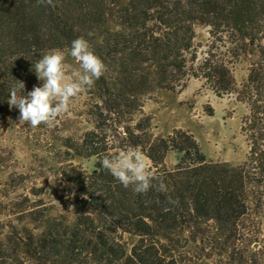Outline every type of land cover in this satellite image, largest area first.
<instances>
[{"label": "trees", "instance_id": "obj_1", "mask_svg": "<svg viewBox=\"0 0 264 264\" xmlns=\"http://www.w3.org/2000/svg\"><path fill=\"white\" fill-rule=\"evenodd\" d=\"M53 5L0 0V124L16 116L7 104L15 80L31 91L32 66L49 50L67 53L71 41L83 36L106 71L84 92L91 130L61 139L68 164L60 179L71 189L72 219L29 213L28 225L7 246L0 237V264L18 261L16 249L30 264H190L192 259L178 253L182 229L214 222L236 234L253 216H264V0H53ZM197 28L206 30L212 45L203 54ZM239 65L246 66L247 77L237 89ZM191 80L203 82L218 98L236 93L247 106L241 127L245 162L222 174V181L209 177L203 185L197 183V167L206 158L193 136L179 130L156 137L153 119L143 113L146 99L182 91ZM129 147L148 157L153 185L163 183L166 190L137 194L101 166L103 156ZM170 153L181 156L173 170L165 164ZM75 159L95 160L93 171L73 165ZM125 236L136 243L128 244ZM223 245L234 249L229 253L234 264H264L257 241ZM254 247L258 253L249 254Z\"/></svg>", "mask_w": 264, "mask_h": 264}, {"label": "rangeland", "instance_id": "obj_2", "mask_svg": "<svg viewBox=\"0 0 264 264\" xmlns=\"http://www.w3.org/2000/svg\"><path fill=\"white\" fill-rule=\"evenodd\" d=\"M197 43L200 52L212 47L205 29L197 28ZM65 71L72 74L79 70V64L65 53ZM247 77V68L239 65L234 70L237 89ZM36 79L34 85L40 86ZM89 99L82 92L70 101L68 113L58 118L55 126L40 125L33 129L16 116L5 119L0 124V237L8 245L24 226L28 225L29 213L50 214L51 219H72L68 208L71 189L60 179V169L68 164L61 139H76L91 125L85 121ZM143 113L153 119V134L167 138L175 131H184L193 136L206 158L203 166L197 167L198 185H203L209 177L222 181L227 170L242 165L248 153V145L241 132L242 118L247 106L242 104L236 93L223 98L216 97L203 82L191 80L186 89L176 93L157 92L144 102ZM181 156L170 153L165 164L173 170ZM84 171L92 172L95 160L75 159L71 162ZM147 171L152 170L146 161ZM249 222L238 227V232L230 233L217 223L198 221L194 230L182 229L177 238L178 253L192 259L190 264H234L227 248L233 241L237 246L257 241L259 250L264 249V216H253ZM259 221V222H257ZM258 225V226H256ZM259 227V234H255ZM234 235V239H230ZM128 244H135L137 238L125 236ZM15 240V239H14ZM237 241V242H236ZM224 247V248H223ZM250 253H258L257 248ZM18 261L8 264H30L22 259L16 249Z\"/></svg>", "mask_w": 264, "mask_h": 264}, {"label": "clouds", "instance_id": "obj_3", "mask_svg": "<svg viewBox=\"0 0 264 264\" xmlns=\"http://www.w3.org/2000/svg\"><path fill=\"white\" fill-rule=\"evenodd\" d=\"M38 2L54 6L53 0ZM66 51L78 62L79 70L67 74L65 50L52 49L32 66L40 86L34 85L31 91L25 92V83L15 80V85L9 90V108L16 109L19 119L33 129L40 125L54 127L58 118L68 113L70 101L89 90L106 71V65L83 36L71 41ZM146 161L147 156L129 147L127 150L120 149L118 155L103 156L100 163L122 187L127 189L132 186L137 194H145L153 187L158 191L166 190L163 183L153 185L155 177L147 171Z\"/></svg>", "mask_w": 264, "mask_h": 264}]
</instances>
